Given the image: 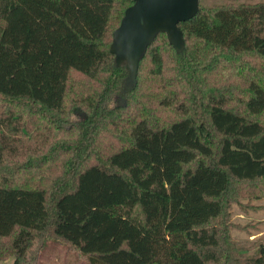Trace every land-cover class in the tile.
I'll use <instances>...</instances> for the list:
<instances>
[{
	"label": "trees",
	"instance_id": "obj_1",
	"mask_svg": "<svg viewBox=\"0 0 264 264\" xmlns=\"http://www.w3.org/2000/svg\"><path fill=\"white\" fill-rule=\"evenodd\" d=\"M134 2L0 0V240L11 239L0 260L23 264L48 237L84 264L239 259L221 228L232 179L264 184V0H200L179 22L183 48L159 32L130 81L111 44ZM214 61L233 69L223 89L205 87ZM148 62L150 88L138 81ZM147 103L184 115L160 118ZM251 259L263 264L264 247Z\"/></svg>",
	"mask_w": 264,
	"mask_h": 264
},
{
	"label": "rangeland",
	"instance_id": "obj_2",
	"mask_svg": "<svg viewBox=\"0 0 264 264\" xmlns=\"http://www.w3.org/2000/svg\"><path fill=\"white\" fill-rule=\"evenodd\" d=\"M206 4H211L215 0H202ZM158 46L161 49L164 57L165 65H171V59L175 50L169 44L166 36L161 37L158 40ZM224 54L222 53V56ZM215 61L211 64L212 67L208 71H205L206 83L205 87L210 89L214 86L217 89H223V86L228 82V77L233 73V69L222 68L225 65L222 62L219 66H215ZM156 66L148 62L138 76V81L141 85L148 86L149 88L155 84L156 79L159 77L152 72ZM236 70V69H234ZM169 76V73H167ZM198 77L196 75L192 85L186 89L185 103L190 104L193 96L196 94V89L199 88ZM92 85V84H91ZM91 85L89 86L91 88ZM94 88H99L95 84ZM238 102L235 100L231 102V105L236 106ZM148 107H157L159 109V115L161 117H180L183 116V112L177 108L155 106L156 103H147ZM83 113L73 115L71 118L73 121L81 119ZM264 120V114L261 116ZM102 144L104 151L114 142V138L110 129L104 130L102 134ZM82 139V138H81ZM81 139L73 143L82 144ZM94 140L89 138L86 140V147L88 145L92 147H98L97 140L95 143H91ZM72 146V147H73ZM64 157H61V160ZM56 167L60 168L61 161L55 162ZM225 198H232L229 207L230 210L228 216V225L226 228H221L222 235L228 234L229 240L225 242V245L232 249L234 257H238L240 261L234 260L235 264H243L245 259H250V264H254L253 257L260 255V247H264V184L260 182H254L249 180L232 179L230 189L225 195ZM226 208V209H227ZM48 239V240H47ZM46 239L45 245L42 248H38L37 253L33 258H27L23 264H84L83 261L77 257V254L73 250H68L67 245L61 241H57L52 237ZM7 247L11 244V239L4 238L0 240ZM1 247V246H0ZM238 249V250H237ZM6 250V249H5ZM6 253V252H5ZM15 255L9 254L0 260V264H14ZM223 264H231L227 259L222 261Z\"/></svg>",
	"mask_w": 264,
	"mask_h": 264
},
{
	"label": "water",
	"instance_id": "obj_3",
	"mask_svg": "<svg viewBox=\"0 0 264 264\" xmlns=\"http://www.w3.org/2000/svg\"><path fill=\"white\" fill-rule=\"evenodd\" d=\"M200 0H135L127 7L119 27L114 31L111 50L117 62L126 61L129 80L135 81L140 57L159 32L181 50L185 44L179 22L193 17ZM264 264V263H263Z\"/></svg>",
	"mask_w": 264,
	"mask_h": 264
}]
</instances>
